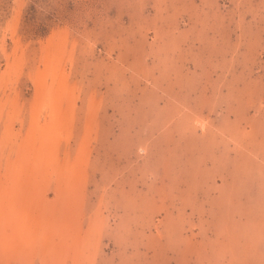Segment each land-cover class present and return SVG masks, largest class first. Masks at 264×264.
Returning <instances> with one entry per match:
<instances>
[{"label": "rangeland", "instance_id": "obj_1", "mask_svg": "<svg viewBox=\"0 0 264 264\" xmlns=\"http://www.w3.org/2000/svg\"><path fill=\"white\" fill-rule=\"evenodd\" d=\"M0 264H264V0H0Z\"/></svg>", "mask_w": 264, "mask_h": 264}]
</instances>
